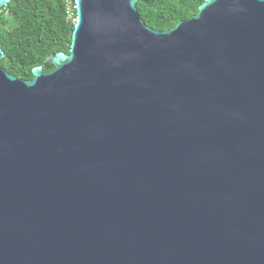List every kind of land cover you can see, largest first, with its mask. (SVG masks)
Segmentation results:
<instances>
[{
	"label": "water",
	"instance_id": "water-1",
	"mask_svg": "<svg viewBox=\"0 0 264 264\" xmlns=\"http://www.w3.org/2000/svg\"><path fill=\"white\" fill-rule=\"evenodd\" d=\"M75 2L52 71L0 65V264H264V0Z\"/></svg>",
	"mask_w": 264,
	"mask_h": 264
},
{
	"label": "trees",
	"instance_id": "trees-1",
	"mask_svg": "<svg viewBox=\"0 0 264 264\" xmlns=\"http://www.w3.org/2000/svg\"><path fill=\"white\" fill-rule=\"evenodd\" d=\"M205 1L137 0V11L148 27L166 32L197 15ZM74 28L63 0H11L0 12L1 67L26 81L33 79L34 68L52 71L46 60L69 54Z\"/></svg>",
	"mask_w": 264,
	"mask_h": 264
},
{
	"label": "built area",
	"instance_id": "built-area-1",
	"mask_svg": "<svg viewBox=\"0 0 264 264\" xmlns=\"http://www.w3.org/2000/svg\"><path fill=\"white\" fill-rule=\"evenodd\" d=\"M65 4L66 16L68 20L76 22V2L75 0H63Z\"/></svg>",
	"mask_w": 264,
	"mask_h": 264
},
{
	"label": "clouds",
	"instance_id": "clouds-1",
	"mask_svg": "<svg viewBox=\"0 0 264 264\" xmlns=\"http://www.w3.org/2000/svg\"><path fill=\"white\" fill-rule=\"evenodd\" d=\"M76 23V22H75Z\"/></svg>",
	"mask_w": 264,
	"mask_h": 264
}]
</instances>
